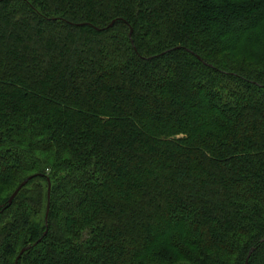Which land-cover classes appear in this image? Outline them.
Segmentation results:
<instances>
[{"label": "trees", "instance_id": "16d2710c", "mask_svg": "<svg viewBox=\"0 0 264 264\" xmlns=\"http://www.w3.org/2000/svg\"><path fill=\"white\" fill-rule=\"evenodd\" d=\"M263 237L264 0H0V264H264Z\"/></svg>", "mask_w": 264, "mask_h": 264}, {"label": "water", "instance_id": "95a60500", "mask_svg": "<svg viewBox=\"0 0 264 264\" xmlns=\"http://www.w3.org/2000/svg\"><path fill=\"white\" fill-rule=\"evenodd\" d=\"M112 23H113V21H111L110 23H109V26H111L112 25ZM32 177V175L31 176H28V177H26L16 188H15V190L11 193V195L9 196V198L7 199V203L8 204H10L11 203V201H12V199H13V197L18 193V191L20 190V188L22 187V186H24L26 183H27V181L30 179ZM49 194H50V182L48 181V186H47V205H46V212H45V219L47 218V212H48V206H49ZM264 240V237L262 238V240L261 241H263ZM36 242H38V240L36 241ZM35 242V243H36ZM34 243V244H35ZM29 248V246L27 245V246H24V247H22L21 249H20V251H19V253H18V255H17V257H16V259H15V264L17 263V260H18V258H19V256L25 251V250H27ZM252 250H253V247L250 249V251H249V253H248V257H249V255H250V253L252 252ZM247 257V258H248ZM245 264H247V259H246V261H245Z\"/></svg>", "mask_w": 264, "mask_h": 264}]
</instances>
